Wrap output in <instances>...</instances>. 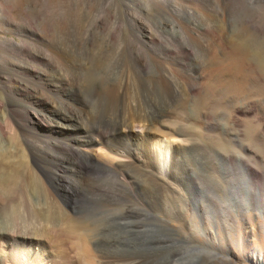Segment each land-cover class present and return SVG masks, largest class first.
Here are the masks:
<instances>
[{
	"label": "bare ground",
	"instance_id": "6f19581e",
	"mask_svg": "<svg viewBox=\"0 0 264 264\" xmlns=\"http://www.w3.org/2000/svg\"><path fill=\"white\" fill-rule=\"evenodd\" d=\"M109 1L118 9L117 24L124 17L133 27L132 39H65L62 35L69 25L65 29L60 13L56 22L46 25L47 37L36 35L37 50L28 49L30 44L26 47L29 40H23L24 36L22 45L6 39L5 46H9L5 47L0 41L5 58L20 61L14 71L23 73L21 78L43 94L33 92L20 102L25 121L13 113L5 125L0 120V220L5 224L0 226V264H64L65 260L82 264L76 261V252L71 255L76 247L69 239L77 231L85 242L80 257L91 264H165L164 254L170 255L181 242L168 222L184 207L167 196L164 187L166 177H175L178 167L185 165L182 155L187 140L182 136L187 134L186 124L175 116L178 106L162 99L161 83L182 71L202 108L207 77L221 70L224 56L214 53L207 61H197L190 43L176 36V29L171 45L159 48L157 39L145 38L136 30L135 16L122 12V5L130 7L136 0H105ZM154 1L160 12L148 20L163 25L185 20L179 17L183 9L176 0ZM183 23L198 32L188 20ZM97 24L93 29L101 25ZM205 63L215 67L204 68ZM90 70L95 80L87 79ZM224 81L217 79V84L224 85ZM49 100L54 106H49ZM238 109L235 113L241 112ZM110 111L116 113L115 118ZM17 129L21 132L16 133ZM238 162L252 204L264 208V190L250 185L255 183V171L242 157ZM225 164L217 166L218 174L236 171ZM41 183L55 188V202L41 191ZM217 189L225 191L220 180ZM216 196L220 197L219 192ZM201 197L203 201L200 197L192 200L200 209L211 200L205 192ZM117 202L121 205L115 207ZM65 204L72 206L77 217ZM143 248L148 252L141 255ZM199 253L166 264H197L202 260Z\"/></svg>",
	"mask_w": 264,
	"mask_h": 264
},
{
	"label": "rangeland",
	"instance_id": "374dc122",
	"mask_svg": "<svg viewBox=\"0 0 264 264\" xmlns=\"http://www.w3.org/2000/svg\"><path fill=\"white\" fill-rule=\"evenodd\" d=\"M176 1L183 9L179 17L188 20L192 26H196L197 33L189 30V26L183 23L185 20L165 25L157 20H148V17L156 16L160 12L159 4L154 0H136L131 2L130 7L122 5L121 8L122 12L135 16L138 21L135 24L136 30L141 31L145 38L157 39L159 48L171 45L169 40L175 37L172 31L176 29L178 32L176 36H181L179 38L187 39L190 43L197 61H207L214 53L222 54L221 57L224 56L220 58L222 64L219 62L221 70H215L211 77H207L209 87L207 93L202 95L205 99L201 97L205 101L202 108L197 102L196 92L191 89V81H185V77L188 79L189 77L182 71H175L172 76L164 78L165 80L161 83L162 99L178 106L175 116L181 123L183 122L184 126L185 124L188 126V129L185 126L187 134L182 136L187 140L185 152L182 155L183 160L186 161L183 164L187 166L178 167L177 177L167 176L165 179L167 186L164 187V193L173 197L178 204L184 207L178 212L177 217H172L168 222L170 227H174L175 237L180 238L181 242L175 246L170 255L164 254L166 259H163V263H170L180 257L187 259V257L194 256V253L197 255L201 252L202 260L197 264H264V208L256 203L252 204V199L250 200L251 197L246 190L247 186L241 176L240 162H238L242 157L247 164L252 166L256 176L255 183H250V185L263 191L264 0ZM60 13L63 16L62 19H65L64 23L67 24L65 29L69 25L62 35L65 39L99 38L98 40L113 41L115 37L117 41L122 38L132 39L134 36V29L126 18L123 17V20L117 24L118 9L111 1L0 0V41L2 45L8 44L9 39L13 43L19 42L20 45L24 44L23 40H29L30 43L28 41L25 43L26 47L30 44L28 49L37 50L38 45L35 41L38 36L36 35L47 37L49 31L46 25L57 21L56 16ZM98 22L102 27L98 25ZM114 22L115 25L117 24L116 27ZM95 24L98 25L96 26L98 31L93 29ZM21 36H24L23 40ZM3 53L0 49L1 63L3 62V72H0V97H2L0 120L4 121L2 124L5 125V121L12 113L17 115L20 121H25L27 116L20 102L33 92H38V95L42 96L43 94H41V89L36 88L24 79L25 77L21 78L23 73L15 70L18 71L17 74L14 71V65L19 64L20 61L5 58L6 54ZM22 64L26 65V63ZM211 65L214 64L205 63L204 68L215 67ZM7 70H10V73ZM87 74V79L90 81L96 79L95 72L92 71L89 74L87 71ZM217 79L225 80L224 85H218ZM49 106H54L53 100H49ZM236 108H240L238 110L241 112L246 108L249 113H242V115L241 112L235 113ZM110 112V117L115 118L116 113ZM18 132L20 133L21 130L17 129L16 133ZM221 161L234 167L236 171L226 172L225 175L222 173L224 171H221L218 174L217 166H224ZM187 168L190 170L188 171ZM191 170H194V175L191 174ZM217 180L222 181L224 192L217 191ZM41 185V191L49 195L51 203L55 202L53 197H56L55 188L48 183H41ZM196 185L199 186L197 191L193 189ZM202 191L211 195V200L205 201L204 209L203 207L198 208L192 202L196 198H201L203 201ZM217 192L220 197L216 196ZM185 199H188L187 204ZM135 203L136 201L132 205L134 206ZM120 205L117 202L115 207ZM65 206L73 212L72 206L66 204ZM72 212L70 213L77 217ZM159 216L163 215L159 214ZM0 226H5L1 220ZM200 227L205 230L204 233L200 231ZM79 235L80 231H77L69 239L72 241L70 245L76 247L71 255L74 257V252H76L75 258L78 263L91 264V261L88 262L84 256L80 257L83 255L81 253L84 252L85 244L83 243L85 242L80 240ZM145 249L141 250V255L147 254L148 251ZM181 262L178 264H183ZM64 264L69 263L65 260Z\"/></svg>",
	"mask_w": 264,
	"mask_h": 264
}]
</instances>
